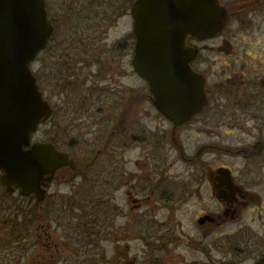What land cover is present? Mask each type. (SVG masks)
<instances>
[{
  "label": "flooded vegetation",
  "instance_id": "flooded-vegetation-1",
  "mask_svg": "<svg viewBox=\"0 0 264 264\" xmlns=\"http://www.w3.org/2000/svg\"><path fill=\"white\" fill-rule=\"evenodd\" d=\"M221 3L228 13L224 29L191 41L198 47L192 67L202 79L206 104L189 121L176 124L159 112L133 65L134 41L133 74L145 87L114 91V98L93 97L92 89L104 85L106 91L111 82L104 67L88 74L86 86L78 84L87 117L78 114L71 125L103 134L98 151L104 158L103 192L90 187V138L85 172L72 156L81 148L76 141L68 148L52 141L70 154L76 169L60 168L44 184L42 202L30 196L40 210L37 264H258L264 259V0ZM71 87L78 90L72 83L61 93ZM85 174L81 191L75 192L77 184L74 192L53 190L61 177L75 181ZM95 204L103 207L96 217L91 207L101 206ZM92 229L98 230L99 244Z\"/></svg>",
  "mask_w": 264,
  "mask_h": 264
},
{
  "label": "water",
  "instance_id": "water-1",
  "mask_svg": "<svg viewBox=\"0 0 264 264\" xmlns=\"http://www.w3.org/2000/svg\"><path fill=\"white\" fill-rule=\"evenodd\" d=\"M133 65L155 97L159 112L176 124L205 106L203 82L193 69L191 40L220 33L228 20L221 0H136ZM46 0H0V182L7 193L45 199L44 184L62 167L76 169L52 142H32L56 110L32 64L55 34ZM258 264H264L262 259Z\"/></svg>",
  "mask_w": 264,
  "mask_h": 264
},
{
  "label": "rangeland",
  "instance_id": "rangeland-1",
  "mask_svg": "<svg viewBox=\"0 0 264 264\" xmlns=\"http://www.w3.org/2000/svg\"><path fill=\"white\" fill-rule=\"evenodd\" d=\"M129 2L131 0H48V10L57 26V34L50 47L32 65L34 72L42 76L40 83L46 98L57 109L54 121L50 125L40 127L33 140H55L63 148H68L72 141H76L75 146L81 148L74 149L72 156L79 163L80 169L85 172L89 160L87 146L90 138V187L95 186L93 191L95 194L103 192L104 176L100 172L104 158L102 154L98 155V151L103 150V134L100 132L98 135L91 133L89 135L87 128H75L71 125V121L81 113L82 116L87 117L86 97L83 95L85 92L80 89L88 84L86 79L89 73L90 75L97 74V71L102 73L103 67L105 71L110 72L111 82L107 85L106 91L102 89L104 85H99V90L92 89L95 92L93 97L98 99L107 95L114 98L115 95L117 96V92L114 94V91L121 90L122 94L126 88H136L141 85L145 87L144 83L133 74L134 19ZM71 27L72 31H70ZM72 83L78 87V90L71 87L61 93L64 88L72 86ZM78 84L82 86L79 87ZM91 86L93 84L90 82ZM108 90L110 94H107ZM123 94L129 98L128 93ZM96 106L102 107L99 104ZM86 180V174L75 181L73 178L61 177L54 183L53 190L58 193H70L73 191V185L77 184L75 192L81 191L79 188L86 183ZM3 193L6 192L0 183V197H4ZM5 198L7 201L4 208H8L2 211V216L5 217H7L5 212L15 213L17 209L26 210L36 205L34 198L22 197L18 191L15 194H8ZM95 205L101 206V204ZM101 210H103L102 206L101 209L95 208L94 212L100 213ZM12 217L10 216V219ZM15 219L19 224L24 225L22 216ZM26 226L28 234L23 238L29 237L27 240L15 239L16 242L6 245L0 242V264H37V224ZM91 231L95 233L92 239L98 242L96 238L98 230Z\"/></svg>",
  "mask_w": 264,
  "mask_h": 264
},
{
  "label": "trees",
  "instance_id": "trees-1",
  "mask_svg": "<svg viewBox=\"0 0 264 264\" xmlns=\"http://www.w3.org/2000/svg\"><path fill=\"white\" fill-rule=\"evenodd\" d=\"M72 30H73V28L71 27L70 31H72ZM37 76H38L39 81H40L42 76L40 74ZM7 195H8L7 193H3L2 196H4V197H0V242H4V245H6L7 243L8 244L13 243L15 241V239H17L16 241H20L19 239H21V240L24 239L23 238L24 235L26 236L28 234L26 225L32 224V223L34 224L35 221H38L40 218V210H39L38 204H36L32 208L26 209V210L17 209L15 211V213H17L18 215H13L15 213L5 212L7 217L2 216V211L8 210V208H4L5 202L7 201V199L5 197H7ZM95 208L101 209V207H99V206H95L94 210H95ZM98 215H100V213L94 212V214H93V216H95V217ZM10 216H13V217L10 219ZM19 216H22L24 218V221H25L24 225H23V223L19 224L16 221L15 218H18ZM4 231L6 233H4ZM1 235H3V236L1 237Z\"/></svg>",
  "mask_w": 264,
  "mask_h": 264
}]
</instances>
